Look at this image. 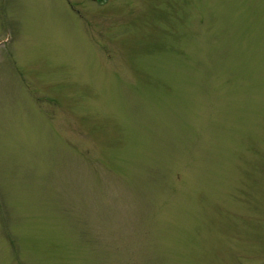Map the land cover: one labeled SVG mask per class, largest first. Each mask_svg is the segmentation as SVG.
<instances>
[{"label":"rangeland","instance_id":"rangeland-1","mask_svg":"<svg viewBox=\"0 0 264 264\" xmlns=\"http://www.w3.org/2000/svg\"><path fill=\"white\" fill-rule=\"evenodd\" d=\"M0 264H264V0H0Z\"/></svg>","mask_w":264,"mask_h":264}]
</instances>
